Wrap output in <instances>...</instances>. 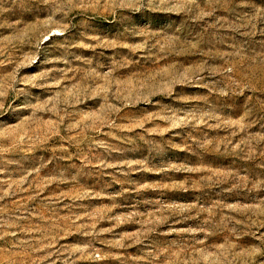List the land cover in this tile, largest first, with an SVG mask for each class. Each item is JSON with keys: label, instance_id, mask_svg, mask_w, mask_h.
<instances>
[{"label": "rangeland", "instance_id": "obj_1", "mask_svg": "<svg viewBox=\"0 0 264 264\" xmlns=\"http://www.w3.org/2000/svg\"><path fill=\"white\" fill-rule=\"evenodd\" d=\"M0 264H264V0H0Z\"/></svg>", "mask_w": 264, "mask_h": 264}]
</instances>
